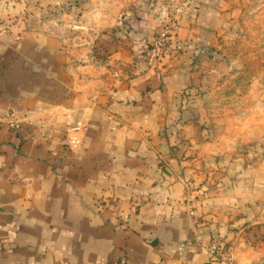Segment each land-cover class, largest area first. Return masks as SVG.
Returning a JSON list of instances; mask_svg holds the SVG:
<instances>
[{"label":"crops","instance_id":"crops-1","mask_svg":"<svg viewBox=\"0 0 264 264\" xmlns=\"http://www.w3.org/2000/svg\"><path fill=\"white\" fill-rule=\"evenodd\" d=\"M194 3L180 30L191 45L160 77L156 68H81L63 34L32 22L20 40H0V264H217L203 243L214 237L234 241L239 264H264V159L193 214L184 198L198 175L194 146L174 145L195 133L182 95L187 61L238 0ZM82 5L102 19L160 22L133 10L143 0ZM133 37L109 48L124 64L141 55L146 37Z\"/></svg>","mask_w":264,"mask_h":264},{"label":"rangeland","instance_id":"rangeland-1","mask_svg":"<svg viewBox=\"0 0 264 264\" xmlns=\"http://www.w3.org/2000/svg\"><path fill=\"white\" fill-rule=\"evenodd\" d=\"M86 1L89 0H0V40H20L24 22L27 27L32 22L46 31L63 34L81 68H156L160 77L162 68L172 67L168 65L170 60L191 45L180 33L182 20L193 11L192 1L198 7L202 2L143 0L147 7L157 8L140 9L135 5L133 10L141 14L142 20L143 14L155 12L160 16L159 24L146 25L124 19L123 14L102 19L103 11L84 10L82 4ZM16 2L23 3L22 7H17ZM228 12L221 26L211 28L200 42L195 41L199 44L187 61L189 83L182 95L192 107L186 108V115L194 121L195 133L188 138L178 136L174 145L194 146L188 158L195 163L198 175L188 179L185 192L195 210L202 206V199L215 196L223 187L225 193L233 191L240 181L251 178V165L264 159V0H238L237 8L233 4ZM138 33L146 37L139 42L141 55L135 52L126 64L112 55L109 48ZM133 39L136 44L140 40ZM159 40L162 51L157 61L151 62L152 46ZM220 242L232 250L238 263L234 241Z\"/></svg>","mask_w":264,"mask_h":264},{"label":"built area","instance_id":"built-area-1","mask_svg":"<svg viewBox=\"0 0 264 264\" xmlns=\"http://www.w3.org/2000/svg\"><path fill=\"white\" fill-rule=\"evenodd\" d=\"M155 43L156 44L152 46V51L150 52L151 55L149 56L151 58V62H156L158 59L157 57L160 56L159 54L162 51L160 47L161 40L156 41ZM10 126L16 128L18 126V122L16 120H10ZM184 198L188 203L190 213L193 214L194 208L192 207L191 197L189 196V193L185 192ZM203 243L210 254L215 258L217 264H238L237 257L232 252V250L228 246H226V244L220 242L219 240H213L212 242L203 240Z\"/></svg>","mask_w":264,"mask_h":264}]
</instances>
